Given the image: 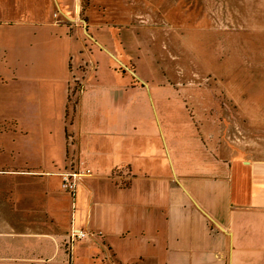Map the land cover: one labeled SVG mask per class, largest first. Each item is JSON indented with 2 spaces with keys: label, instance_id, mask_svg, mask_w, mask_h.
I'll return each instance as SVG.
<instances>
[{
  "label": "crops",
  "instance_id": "crops-1",
  "mask_svg": "<svg viewBox=\"0 0 264 264\" xmlns=\"http://www.w3.org/2000/svg\"><path fill=\"white\" fill-rule=\"evenodd\" d=\"M15 1L0 0V264H264V152L160 175L161 136L139 145L127 125L132 95L70 105L90 49L131 51V29L80 17L77 0ZM73 229L89 234L72 246Z\"/></svg>",
  "mask_w": 264,
  "mask_h": 264
},
{
  "label": "rangeland",
  "instance_id": "rangeland-1",
  "mask_svg": "<svg viewBox=\"0 0 264 264\" xmlns=\"http://www.w3.org/2000/svg\"><path fill=\"white\" fill-rule=\"evenodd\" d=\"M76 3L80 17L97 15L118 32L129 28L135 40L131 51L90 49L84 80L73 76L70 105L86 93L96 100L87 109L101 111L108 92L132 95L127 125L147 134L139 145L161 136L162 176L185 167L206 174L222 150L264 152V0ZM120 57L132 68L125 74ZM123 80L131 82L126 89Z\"/></svg>",
  "mask_w": 264,
  "mask_h": 264
},
{
  "label": "built area",
  "instance_id": "built-area-1",
  "mask_svg": "<svg viewBox=\"0 0 264 264\" xmlns=\"http://www.w3.org/2000/svg\"><path fill=\"white\" fill-rule=\"evenodd\" d=\"M63 178V187L64 190L70 191L71 193H75L76 185H78V180L81 176L79 171L74 170H66L61 172ZM89 233L79 229H73L70 234V244L73 246L74 242L77 239L85 238Z\"/></svg>",
  "mask_w": 264,
  "mask_h": 264
},
{
  "label": "trees",
  "instance_id": "trees-1",
  "mask_svg": "<svg viewBox=\"0 0 264 264\" xmlns=\"http://www.w3.org/2000/svg\"><path fill=\"white\" fill-rule=\"evenodd\" d=\"M70 101H71V95H70Z\"/></svg>",
  "mask_w": 264,
  "mask_h": 264
}]
</instances>
